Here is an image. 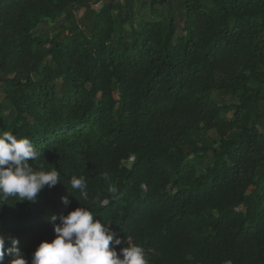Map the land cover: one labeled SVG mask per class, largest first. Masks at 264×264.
<instances>
[{
    "label": "trees",
    "instance_id": "16d2710c",
    "mask_svg": "<svg viewBox=\"0 0 264 264\" xmlns=\"http://www.w3.org/2000/svg\"><path fill=\"white\" fill-rule=\"evenodd\" d=\"M2 131L61 178L0 204L26 260L82 206L148 264H264V0H0Z\"/></svg>",
    "mask_w": 264,
    "mask_h": 264
},
{
    "label": "clouds",
    "instance_id": "9594fccd",
    "mask_svg": "<svg viewBox=\"0 0 264 264\" xmlns=\"http://www.w3.org/2000/svg\"><path fill=\"white\" fill-rule=\"evenodd\" d=\"M40 157L41 151L29 138L18 139L11 131L0 132V204L9 198L34 203L45 187L51 189L61 182L55 168L37 170L29 163ZM104 179L108 181L109 177L105 175ZM70 187L79 191L80 200L89 201L84 176H72ZM108 192L114 199L119 198L117 187L109 185ZM61 201L65 206L70 203L68 196H62ZM49 222L54 238L41 241L30 261L24 258L16 238H10L11 246L5 248V238L0 236V264H5L6 254L11 257L8 264H148L141 246H129L126 238L122 240L112 231L111 224L95 219L85 207L79 206L66 215L53 214ZM125 242L127 247H122L118 254L116 246Z\"/></svg>",
    "mask_w": 264,
    "mask_h": 264
},
{
    "label": "built area",
    "instance_id": "2783aa9c",
    "mask_svg": "<svg viewBox=\"0 0 264 264\" xmlns=\"http://www.w3.org/2000/svg\"><path fill=\"white\" fill-rule=\"evenodd\" d=\"M128 245L129 246H131V245H133L130 241H128ZM127 247V246H126ZM122 247H118L117 249H116V251H117V253L119 254V251H120V249H121Z\"/></svg>",
    "mask_w": 264,
    "mask_h": 264
},
{
    "label": "rangeland",
    "instance_id": "374dc122",
    "mask_svg": "<svg viewBox=\"0 0 264 264\" xmlns=\"http://www.w3.org/2000/svg\"><path fill=\"white\" fill-rule=\"evenodd\" d=\"M98 5H96L95 7H97ZM78 14V13H77ZM130 163V161H128V162H126V164H129Z\"/></svg>",
    "mask_w": 264,
    "mask_h": 264
}]
</instances>
